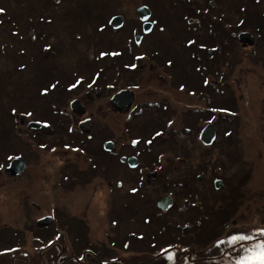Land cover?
Instances as JSON below:
<instances>
[{
  "label": "flooded vegetation",
  "instance_id": "af4514ba",
  "mask_svg": "<svg viewBox=\"0 0 264 264\" xmlns=\"http://www.w3.org/2000/svg\"><path fill=\"white\" fill-rule=\"evenodd\" d=\"M47 1L52 2V8L107 3H118V8L110 11L105 22L95 24L91 31V35L103 32L104 37L99 38L108 43V49L96 53L100 64L96 84L89 89L87 85L95 74L84 76L85 82L69 93L66 89L72 81L66 75L53 82H59L58 87L48 94V108L65 115L67 124L60 123L62 127H72L75 134L72 145L82 151H62L65 145L55 141L53 131L42 123L28 128V122L40 119L24 117L20 121L19 115L15 117L17 136L46 140L49 149L47 155L37 158L27 154L24 157L20 152L9 154L7 158L22 157L25 168L12 174L5 171L7 163L0 173L3 181L0 189H5L4 204L9 205L2 209L0 223L12 218L15 225H21L16 234L29 237L22 244L27 245L25 252L14 251L9 264L16 261L17 264H158L156 253L169 244L178 257L177 264H229L213 247L215 239L223 237L233 221L237 226H259L264 221V210L261 216H256V209H260L252 206L255 195L248 191L256 190L252 172L255 161L243 149L252 139L246 136L241 118L234 115L237 125L231 130L237 131L242 139L236 137L240 141V164L232 165L228 143L232 133L227 127L219 131L214 125L215 120L226 117L221 112L228 111V105L214 102L213 107L211 100L213 93L219 98L225 95L226 75L233 83L237 80L235 67L242 71L237 64L257 46L256 38L250 44L238 37L244 31L252 35L250 31L239 26L235 31L224 25L216 27L221 33L231 34L237 40V47H232L236 63L230 65L231 72L219 70L217 64L214 73L217 77L213 79V59L229 51L225 44L216 47L209 43L208 36L213 37V33L207 20L208 2L196 3L201 10L190 9L185 14L195 15L198 20L188 27L182 25L173 33L175 37L190 34L194 44L199 45L197 88L184 86L181 91L183 84L175 83L172 78L170 83V78L167 80L155 69L154 59L159 58L155 49L161 54L166 27L154 18L152 7L145 0ZM149 1L158 4L161 0ZM127 20L133 23L132 43L127 37L117 36L127 26ZM113 40L118 44L112 43ZM102 51H117L122 55L99 58ZM136 56L144 59L136 60ZM160 60V70L174 66L161 57ZM132 64L137 66L126 67ZM231 87L236 89L235 83ZM123 91L124 99L117 96ZM226 121L232 122L228 118ZM157 131L163 135L156 137L151 145L145 143ZM192 134L196 135L193 139L200 158L186 153V143ZM219 137L227 140L225 153ZM132 139L141 143L134 147L130 143ZM229 179L234 184L227 190ZM216 182L221 187L216 188ZM249 183L255 188L249 187ZM134 187L138 189L136 194L131 192ZM202 192L208 195V200L202 197ZM225 224L229 228L221 231ZM5 227L6 222L0 226L3 238ZM16 227H10L11 232ZM45 233L46 239L40 237ZM3 246L0 244V248Z\"/></svg>",
  "mask_w": 264,
  "mask_h": 264
},
{
  "label": "rangeland",
  "instance_id": "374dc122",
  "mask_svg": "<svg viewBox=\"0 0 264 264\" xmlns=\"http://www.w3.org/2000/svg\"><path fill=\"white\" fill-rule=\"evenodd\" d=\"M199 1L204 0H192L194 4L183 0H161L158 4L149 0L144 1L151 5L154 18L166 27L161 54L160 50L156 48L155 51L159 58L154 59L156 67L152 66L155 67L157 74L163 75L167 80L170 78V83H172V78L175 83L183 84L186 89H190L189 87L194 85L197 88V80L200 75L198 72L200 65L197 61L199 45H188L189 40L193 41V36L190 34L175 37L173 33L174 30L178 31L182 25L188 27L192 22L198 20L195 15L185 13L190 9L200 11L201 9L196 6ZM206 1L210 13L207 17L208 25L213 33V37L208 36V41L216 47L225 44L224 48L229 51L217 54L213 59V79L217 77L214 74L217 72L215 70L217 64L219 70L224 69L231 72L230 65L236 63V54L232 47H237V40L233 39L231 34L221 33L216 27L224 25L230 29L229 31H235L239 26L250 31L256 38L257 46L253 48V51H248L245 56L240 55L242 59L237 67H242V71L239 72L235 67L234 74L238 77L234 83L237 90L231 87L234 86V83L230 81L231 77L226 75V85L223 88L225 95L219 98L215 95L217 93H213L211 103L213 102V107H215L214 102L219 106L228 105V111L221 112V114H227L226 117L221 116L215 120L214 125L219 131H223L227 127L232 133L228 140L229 151H231L229 158L232 159V165L237 167L241 161L240 141L236 138H241V136L237 131L231 130L235 129L237 125L234 115L241 118L246 136L252 139L246 144L243 152L248 154V158H253L255 161L252 172L254 174L253 185L256 186V190L254 193L248 191L255 195L252 196V206L260 209L259 211L256 209V216H261L264 210V0ZM117 4L107 3L105 6L91 4L82 7L68 5L52 9V2L47 0H0V8L5 9V13L0 15V21H2L0 23V173L3 166L9 161L7 158L9 154L20 152L24 157L27 154L29 157L34 156L35 158L48 154L49 148L46 140L38 141L35 138L17 136L15 117L19 115V120L23 121L24 117H27L22 114L25 111H33L34 115L27 117L29 119L47 121L53 131L54 140L61 146L70 142L71 148H75L72 145V138L75 137L74 131L70 132L67 126L62 127L60 121L67 124L65 115L53 112L48 108V94H53L56 90L51 88V84L66 75L74 82L76 74L84 77L98 73L97 66L100 64L97 62V54L100 49H108V43L104 38H99L104 37L103 32L99 34L94 32L91 35V31L96 28H94L95 24L102 20L105 22L108 13L110 11L112 13L118 8ZM77 11L82 12L76 15ZM47 17L51 19L48 20ZM235 18L238 19V22ZM241 20L244 21L242 25L240 24ZM132 25V21L127 20L124 30L118 31V38L127 37L130 43L134 42V38H131ZM14 32L18 35H12ZM105 35L108 36L107 33ZM112 43L118 44L115 40ZM98 44L99 47H97ZM48 45L51 46L50 50H46ZM131 49L132 47H129V50ZM239 52L242 50L240 49ZM160 57L162 60L171 61L174 66L164 67L163 70H160ZM45 87L48 89L47 96L41 98V92ZM13 108L16 109L15 114L12 112ZM227 118L232 122L226 121ZM195 136V134L190 135L185 150L187 154L190 153L191 157L200 158L202 156L193 139ZM219 138V144L222 145L223 153H225L228 145L227 140ZM46 139L49 138L46 137ZM31 144L37 151L31 149ZM42 144L47 147L41 148ZM71 148L64 147L62 151L69 152L72 151ZM65 158L68 160L67 156ZM243 167H247L246 161ZM240 176L241 174L236 177ZM2 183L0 177V186ZM253 185L248 184L249 187ZM254 186L253 188H255ZM3 190L5 189H0V213L2 209L9 206L4 204ZM190 195L195 196L194 193ZM202 197L206 200L209 198L204 192H202ZM41 211H45V209ZM5 222L7 227L3 230L4 238L2 231L0 232V244H4L3 248H0V255H2L0 264H9L13 260L14 251L9 249L24 253L27 245L22 244L29 239L22 234H16L21 225H15L12 218ZM5 222H1L0 226H3ZM15 226L17 227L11 232L10 227ZM259 226L264 227V221H261ZM40 237L46 239L48 234H42ZM37 241L39 242V240ZM37 241L35 248L38 251Z\"/></svg>",
  "mask_w": 264,
  "mask_h": 264
},
{
  "label": "snow or ice",
  "instance_id": "6c2138e0",
  "mask_svg": "<svg viewBox=\"0 0 264 264\" xmlns=\"http://www.w3.org/2000/svg\"><path fill=\"white\" fill-rule=\"evenodd\" d=\"M59 2V0H58ZM5 13V9L0 8V15ZM147 19V18H146ZM51 23V21H48ZM2 23V21H0ZM111 23V21H110ZM244 23L243 20L240 21V24L242 25ZM100 31H103V29H100ZM163 31V29H161ZM12 35H18V33H12ZM35 39V37H33ZM137 43H139V38H137ZM195 43V41L189 40L188 45L191 46ZM51 46L48 45L46 46V50H50ZM106 55L110 56H119L122 55V53L117 52V51H112L110 53L107 52H101L99 58H103ZM136 60H141L144 59L143 56H136ZM169 66H171L172 62L169 61ZM132 67L135 68L137 65L132 64V65H126V67ZM99 79V73H96L92 80L91 83H88L87 87L91 89L93 85L96 84L97 80ZM84 77L82 75L78 76V78L75 79L74 82H71L67 86V92L71 93L75 90H77L83 83H84ZM58 83H53L51 84V88L54 90L58 87ZM208 81H205V84H207ZM138 88L139 85H136ZM181 91L184 90V86L181 85ZM48 89L45 87L43 92H41L42 96H47ZM192 95H195V93H191ZM71 103V101H70ZM13 114L16 113V109H12ZM23 115L27 117H32L34 115L33 111H25L22 113ZM37 123H42L43 127L48 128L50 125L47 123V121H36ZM171 121H169V126H171ZM69 131H73V129H69ZM163 133L160 131L155 132L154 136L152 139H148L145 141L148 145H151L153 143V140L156 137L162 136ZM132 146H137L141 143L140 140L137 139H132L130 141ZM47 147L46 145H41V148ZM65 148H71L70 145H65ZM73 152H80L82 149L80 148H71ZM53 152L56 151L55 148L52 149ZM8 159H14V157L9 156ZM131 192L133 194H136L138 192L137 188H132ZM146 223L148 221H145ZM115 223V221L113 222ZM229 226L228 224H225L221 231H224V229H228ZM57 239H60L59 236H57ZM142 239V237H141ZM223 246V247H222ZM125 248L128 247L127 244L124 245ZM155 247V245H153ZM213 247L217 250L220 251L224 259L229 261V264H264V227L258 226V225H236V222H232V227L228 231L224 232L223 237L217 236L215 239V243ZM10 251H15V249H9ZM185 252H188V249L184 250ZM81 260L84 259V257H80ZM178 257L176 253L172 250V245L169 244L167 247L162 246L160 248V251L156 253V261L158 264H177Z\"/></svg>",
  "mask_w": 264,
  "mask_h": 264
},
{
  "label": "water",
  "instance_id": "95a60500",
  "mask_svg": "<svg viewBox=\"0 0 264 264\" xmlns=\"http://www.w3.org/2000/svg\"><path fill=\"white\" fill-rule=\"evenodd\" d=\"M238 37L240 39H243V38L247 39L250 44L253 43V37H250L247 32L240 33L238 35ZM124 95H125V91L120 92L117 96L124 99ZM33 124H35V122H30L29 125H28V128L31 127V126H33ZM24 168H25L24 161H23V159L21 157L18 156V157H15L14 159H12L10 161V163H9L7 169H6V172L7 171H11L12 174H18L21 171H23Z\"/></svg>",
  "mask_w": 264,
  "mask_h": 264
},
{
  "label": "bare ground",
  "instance_id": "6f19581e",
  "mask_svg": "<svg viewBox=\"0 0 264 264\" xmlns=\"http://www.w3.org/2000/svg\"><path fill=\"white\" fill-rule=\"evenodd\" d=\"M229 183H228V185L226 186V188H227V190H230L231 189V183L233 184V181H231L230 179H229ZM215 187L216 188H219V187H221L217 182H216V184H215Z\"/></svg>",
  "mask_w": 264,
  "mask_h": 264
},
{
  "label": "trees",
  "instance_id": "16d2710c",
  "mask_svg": "<svg viewBox=\"0 0 264 264\" xmlns=\"http://www.w3.org/2000/svg\"><path fill=\"white\" fill-rule=\"evenodd\" d=\"M53 9V8H52ZM48 20H50L51 18L50 17H47ZM44 20V19H43ZM100 51V50H99Z\"/></svg>",
  "mask_w": 264,
  "mask_h": 264
}]
</instances>
